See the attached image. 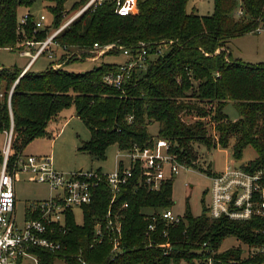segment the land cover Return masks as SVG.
Instances as JSON below:
<instances>
[{"label": "trees", "instance_id": "16d2710c", "mask_svg": "<svg viewBox=\"0 0 264 264\" xmlns=\"http://www.w3.org/2000/svg\"><path fill=\"white\" fill-rule=\"evenodd\" d=\"M43 1L53 4L48 8L53 23L35 32V17L30 14L21 33L19 9L32 6L34 1L0 0V49L21 51L26 47L22 46L24 42H43L51 30L61 27L69 0ZM88 1L81 0L71 11ZM188 2L138 0V14L120 17L115 14V2L106 1L81 15L55 38L60 47L54 52L60 50L62 55L58 58L56 54L53 60L63 66L80 60L76 52L89 50L95 44L118 43L133 48L140 42L174 41L166 54L149 60L145 72L133 76L125 95L104 83V77L116 72L120 64H98L82 74L52 68L56 63L44 72L29 69L23 75L22 69L0 68V133L13 129L11 165L33 140L47 134L51 121L75 105L77 116L91 133L81 150L95 159L105 160L111 146L132 150L135 145L143 148L151 146L155 139H164L172 143L178 160L192 167L197 161L196 145L209 150L218 146L227 149L233 141L235 160H242L245 149L250 147L256 159L242 166L253 171L264 169V63L247 64L233 58L229 49L230 40L264 28V0H242L240 18L236 16L240 7L236 0H214V11L209 16L189 13ZM86 57L83 54L82 60ZM230 102L240 115L235 122L224 111ZM188 117L198 120L188 123L184 120ZM209 117L215 123L217 143L209 135L205 121ZM154 124L159 125L157 136L149 130ZM2 162L0 153V167ZM173 180H166L159 192L138 188L136 178L121 189L112 209L119 211L125 204L128 208L122 211L124 253L115 258L111 257L108 239L90 248L95 223L104 218L113 197L106 185L98 188L93 202L83 208V225L76 224L74 214L68 216L69 233L60 238L67 247L65 264H82L75 258L80 251L86 264H195V259L212 253L224 263L264 264V254L244 260L241 247L217 254L228 237L237 238L249 248L262 247L261 219L211 220L206 207L203 216L194 218L187 212L178 224H168L158 217L159 210L175 205ZM151 224L156 225L152 236L156 245L171 244L169 254L164 255L161 248L147 247L144 236ZM53 260L48 259L47 264Z\"/></svg>", "mask_w": 264, "mask_h": 264}, {"label": "built area", "instance_id": "2783aa9c", "mask_svg": "<svg viewBox=\"0 0 264 264\" xmlns=\"http://www.w3.org/2000/svg\"><path fill=\"white\" fill-rule=\"evenodd\" d=\"M106 1L115 2V14L120 17L136 15L139 12L138 0H89L73 18L45 41L26 42L28 48L37 47L35 53L28 51L22 53L30 58L27 68L45 54L48 59H55L54 50L60 47L55 38L81 15L94 11ZM236 16L239 18L243 16L241 6ZM28 20L29 14L19 20V32L24 33ZM47 26L46 16L35 18V32L44 30ZM261 31H264V28L260 27L257 33ZM173 45L174 41L166 40L154 44L140 42L133 48H125L118 43L105 46L95 44L89 50L76 52V55L82 60L83 54L88 55L84 59L98 54L92 58L97 61L99 57L110 52L122 54L126 58L125 62L119 65L116 72L107 74L104 83L125 95L133 76L145 72L150 59L166 54ZM61 67L52 66L54 69ZM27 71L28 69H25L22 75ZM132 120L133 118L129 119L130 122ZM5 137L3 162L0 167V264H47V260L51 258H54L52 264H65L64 253L67 247L60 238L69 233L68 216L74 214V209H83L84 206L90 205L95 191L102 185L110 188L113 197L104 218L95 223L90 248L102 245L108 239L112 245L111 257L122 255L124 253L122 211L128 208V204L123 205L119 211L112 209L121 189L136 178L138 188L144 187L149 192H159L166 180L179 175L182 170L190 169L173 153L172 143L164 139H155L151 146L143 148L135 145L132 150L119 149L115 170L112 173L94 170L59 172L54 168L52 157L25 154H20L11 165L9 158L13 129L6 131ZM158 149H161V152H158ZM21 174L31 176L30 180L33 182L47 185L50 197L29 204L22 220H18L15 186ZM211 181V203L207 208L211 220L226 218L236 222H247L261 219L264 223V169L253 171L235 162H228L222 172L211 176ZM156 215L168 224H178L183 219L176 215L172 208L159 210ZM153 218L155 220V217ZM155 229L156 225L151 224L145 232L147 247L161 248L164 255L169 254L172 249L169 242L163 245H156L154 242L152 236ZM262 233L264 235V228ZM249 250L253 258L258 254H264V245ZM75 258L86 264L81 251ZM208 260V264H214L213 258L208 257Z\"/></svg>", "mask_w": 264, "mask_h": 264}, {"label": "rangeland", "instance_id": "374dc122", "mask_svg": "<svg viewBox=\"0 0 264 264\" xmlns=\"http://www.w3.org/2000/svg\"><path fill=\"white\" fill-rule=\"evenodd\" d=\"M34 3L30 7L19 9L18 18L22 19L24 15H32L36 19L42 15L47 18V25L53 23V14L49 11V6L53 4L43 0H33ZM81 0H69L65 5V13L62 17V25H65L76 13L71 11L73 6ZM241 6L242 0H236ZM189 13H196L200 16H209L214 11V0H189L187 5ZM56 30H51L49 36L54 34ZM29 42H34L30 40ZM23 50L0 49V68L21 69L28 64L30 58L22 55L24 51L35 53L37 47H27L24 42ZM229 49L233 58L241 59L247 64L257 65L264 63V31L253 34H246L230 40ZM115 53V52H114ZM58 58L62 55L60 50H56ZM98 54L90 55L89 58L63 64L59 60H50L47 56L40 57L35 63L33 72H44L52 63L54 66L62 65L63 69L71 72L82 74L89 72L98 64H123L125 57L120 53L113 55H103L97 61L92 59ZM61 67V68H62ZM57 68V69H61ZM225 113L229 120L235 122L240 118L239 112L232 102L226 108ZM188 123L198 120L197 118H184ZM209 129V135L218 141V133L215 129V123L209 117L205 119ZM150 133L157 136L159 125L154 124L150 128ZM91 138V133L85 122L77 116L76 107L65 109L56 119L50 122L47 128V134L33 140L23 151L25 155L33 156H50L53 159L54 168L59 172L70 173L80 170H102L104 173H112L116 166V156L119 153L118 146H111L106 151V159L99 160L93 158L88 152L81 150L84 144ZM6 143L5 134L0 133V153L3 155V150ZM234 142L231 141L227 149L218 146L209 150L204 145L195 146L196 163L190 169H185L179 175L174 177L172 185V197L175 205L172 207L176 215L183 217L187 212L194 218H199L204 214V208H208L211 203V176L220 173L224 170L228 162H235L237 165L249 164L256 159V152L248 147L245 149L243 158L240 161L235 160L233 155ZM161 152V149H158ZM31 176L21 174L20 180L16 183L17 196V216L18 220H22L26 207L36 201H43L50 197V190L47 185L39 184L30 180ZM151 210H146V213H151ZM76 224L81 226L84 223L83 209H74ZM241 247L244 251L242 258L244 260L251 258L249 248L242 244L235 237H228L220 247L217 254H222L225 251ZM213 258L214 264H232V262L224 263L221 259L216 258V253L209 256ZM195 264H208V257L195 259ZM181 264H189L182 261Z\"/></svg>", "mask_w": 264, "mask_h": 264}, {"label": "crops", "instance_id": "0c3cea01", "mask_svg": "<svg viewBox=\"0 0 264 264\" xmlns=\"http://www.w3.org/2000/svg\"><path fill=\"white\" fill-rule=\"evenodd\" d=\"M231 54H232V53H231ZM23 56H25V55H23ZM25 57L29 58L28 56H25ZM125 60H126V58H125ZM29 61H30V60H29ZM36 62H37V61H36ZM36 62H35V63H36ZM28 63H29V62H28ZM27 65H28V64H27ZM27 65H25V66H24L23 68H21V69H22V70H25V69H28V70L30 69V70H32L35 64H33L32 67H31V66H28V68H27ZM61 66H62V65H61ZM29 67H30V68H29ZM101 171H102V170H101Z\"/></svg>", "mask_w": 264, "mask_h": 264}]
</instances>
